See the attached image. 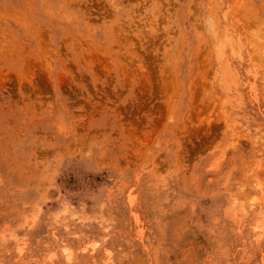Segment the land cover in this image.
I'll return each instance as SVG.
<instances>
[{
    "label": "rangeland",
    "instance_id": "obj_1",
    "mask_svg": "<svg viewBox=\"0 0 264 264\" xmlns=\"http://www.w3.org/2000/svg\"><path fill=\"white\" fill-rule=\"evenodd\" d=\"M0 264H264V0H0Z\"/></svg>",
    "mask_w": 264,
    "mask_h": 264
}]
</instances>
